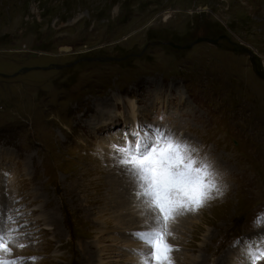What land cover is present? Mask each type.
<instances>
[{
    "label": "rangeland",
    "instance_id": "obj_1",
    "mask_svg": "<svg viewBox=\"0 0 264 264\" xmlns=\"http://www.w3.org/2000/svg\"><path fill=\"white\" fill-rule=\"evenodd\" d=\"M244 48L264 68V0H0V224L15 229L13 254L98 264L104 244L105 262L123 263L133 248L105 238L125 231L117 205L136 196L113 146L161 129L217 173L204 206L173 220L177 264L242 261L237 241L264 240V79ZM107 56L128 58L87 59Z\"/></svg>",
    "mask_w": 264,
    "mask_h": 264
},
{
    "label": "snow or ice",
    "instance_id": "obj_2",
    "mask_svg": "<svg viewBox=\"0 0 264 264\" xmlns=\"http://www.w3.org/2000/svg\"><path fill=\"white\" fill-rule=\"evenodd\" d=\"M130 135L135 139L126 138L113 148L134 185L137 200L153 214L143 230L130 233L141 245L131 251L139 257L137 264H172L169 223L181 212L204 206L216 188L214 163L196 159L192 155L196 149L171 131L155 129L147 135L140 131ZM254 223L264 227V216H258ZM14 232L0 224V264H25L29 259L13 254ZM235 246L243 258L237 264H258L264 259V240L237 241Z\"/></svg>",
    "mask_w": 264,
    "mask_h": 264
},
{
    "label": "bare ground",
    "instance_id": "obj_3",
    "mask_svg": "<svg viewBox=\"0 0 264 264\" xmlns=\"http://www.w3.org/2000/svg\"><path fill=\"white\" fill-rule=\"evenodd\" d=\"M132 106L135 107L133 103H132ZM116 187L117 186H115V188ZM126 198H127V200L125 198H123L124 201H122L121 203H119L117 205L118 206V208H117L118 211H116L117 212L116 216L120 215V217H121V215L123 213H125L124 217L126 218V220H125V218L124 219H120L118 217L119 219L117 218L118 220L116 221V222H118V224H116V225L120 224L124 228L125 231H122L119 234V232L115 229L114 231L119 234L118 237L113 236V235H108L107 237L105 236L106 237L105 239H107V240L110 239V240H114V241L118 240L119 242L127 245L130 248V250H131V248L136 249V248L141 247L140 242L137 241L136 239H134L133 237H125V236H131L130 233L137 232L139 230V228H140L139 231H141L144 228L146 221L151 223V221L153 219V214L149 213V212H145V211H140L138 208L135 209L136 206H141L140 205V201H138L137 198H133V197H130V196H127V195H126ZM130 198L133 199V200H131ZM131 203H133V204L137 203V205L133 206ZM124 210H129V212H123ZM119 211L121 212V214H120ZM182 213L183 212H181L180 215ZM185 217L189 220V219H191L192 216L191 217L190 216H185ZM182 223L186 224L187 221H182ZM173 224H175V222L171 221L169 223V226H168V229H169V232H170V236L168 237V240H169L168 243L171 244L172 246H173V244H175V245H178L179 243L180 244L181 243L184 244L185 240H181L182 237H181V239L176 240V237L174 235H171V232L173 234V232L175 230V228H173ZM105 231L108 232L109 230H105ZM93 247H94L93 244L89 245V249L90 250H92ZM108 250H109V246L108 245L107 246H105L104 244H103V246H99L98 245L97 246V252L94 253L93 259L91 257L92 261L94 263H98V264H105L106 262L104 260V256H106ZM125 251L127 252V257L124 259V262L121 263V264H127L129 259H131L130 262H133V264H137V261H138L139 257H137L136 254H134V253L130 254V251L128 249H125ZM175 254L176 253H173V254L171 253L172 264H177V262L179 260V254H176V255ZM183 254H185V259L188 260V261H186L188 264H195V259L192 258V259L189 260L190 254H188V253H183ZM235 254L231 253L229 255L228 260H229L230 264H236L237 263L236 261L239 259L240 256L237 257V254L236 255ZM108 263L109 262H107L106 264H108ZM198 264H199V262H198Z\"/></svg>",
    "mask_w": 264,
    "mask_h": 264
},
{
    "label": "water",
    "instance_id": "obj_4",
    "mask_svg": "<svg viewBox=\"0 0 264 264\" xmlns=\"http://www.w3.org/2000/svg\"><path fill=\"white\" fill-rule=\"evenodd\" d=\"M200 41L216 42L217 40H214V39H211V38H206V37H201V38L197 39L195 42H200ZM195 42L191 43L190 45L195 44ZM179 47L180 48H185L187 46H179ZM243 50L247 51L250 54V56L252 57L253 64L256 67H258L256 65V63H255V58H254V55H253L252 51L249 50V49H246V48H244ZM126 58H128V56H125L124 58H115V57L107 56V57L87 58V59L88 60H99V61H107V60L113 61V60H120V59H126ZM257 73L262 79H264V70L262 68L258 67L257 68Z\"/></svg>",
    "mask_w": 264,
    "mask_h": 264
},
{
    "label": "flooded vegetation",
    "instance_id": "obj_5",
    "mask_svg": "<svg viewBox=\"0 0 264 264\" xmlns=\"http://www.w3.org/2000/svg\"><path fill=\"white\" fill-rule=\"evenodd\" d=\"M255 63H256V65L259 67V64L256 62V60H255ZM253 66H254L255 70L257 71V68H258V67H256L254 64H253Z\"/></svg>",
    "mask_w": 264,
    "mask_h": 264
}]
</instances>
